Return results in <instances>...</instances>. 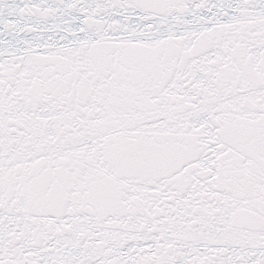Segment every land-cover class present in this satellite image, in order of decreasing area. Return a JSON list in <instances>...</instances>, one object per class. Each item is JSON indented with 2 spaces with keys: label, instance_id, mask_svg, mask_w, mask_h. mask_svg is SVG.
Here are the masks:
<instances>
[{
  "label": "snow or ice",
  "instance_id": "snow-or-ice-1",
  "mask_svg": "<svg viewBox=\"0 0 264 264\" xmlns=\"http://www.w3.org/2000/svg\"><path fill=\"white\" fill-rule=\"evenodd\" d=\"M0 264H264V0H0Z\"/></svg>",
  "mask_w": 264,
  "mask_h": 264
}]
</instances>
